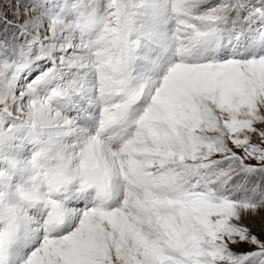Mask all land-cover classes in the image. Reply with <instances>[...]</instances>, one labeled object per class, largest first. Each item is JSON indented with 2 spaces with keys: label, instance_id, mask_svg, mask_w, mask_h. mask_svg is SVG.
Masks as SVG:
<instances>
[{
  "label": "snow or ice",
  "instance_id": "6c2138e0",
  "mask_svg": "<svg viewBox=\"0 0 264 264\" xmlns=\"http://www.w3.org/2000/svg\"><path fill=\"white\" fill-rule=\"evenodd\" d=\"M0 264H264V0H0Z\"/></svg>",
  "mask_w": 264,
  "mask_h": 264
}]
</instances>
